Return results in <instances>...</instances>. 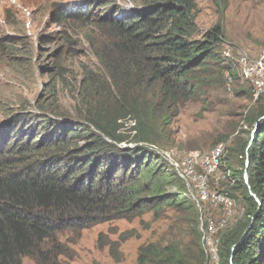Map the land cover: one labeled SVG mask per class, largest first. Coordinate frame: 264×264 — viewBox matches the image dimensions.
<instances>
[{"label":"trees","instance_id":"trees-1","mask_svg":"<svg viewBox=\"0 0 264 264\" xmlns=\"http://www.w3.org/2000/svg\"><path fill=\"white\" fill-rule=\"evenodd\" d=\"M132 1L134 10L123 11L115 0H104L113 40L95 55L106 78L84 72L81 123L51 122L41 114L40 125L23 127L21 115L0 125V264H23L25 257L35 264H62L71 257L68 242L59 239L67 232L79 234L108 219L147 212L158 218L167 208L195 212L183 182L145 147L158 142V123L175 117L210 80L223 84L236 77L234 64L219 52L220 26L198 34L196 0ZM93 7L78 0L58 6L56 17L99 20ZM263 95L246 117L250 128L257 124L251 146L247 150L239 140L226 154L229 160L230 151L244 157L247 150L246 170H229L251 224L220 237L218 264H264ZM192 224L197 233L198 220ZM137 262L187 264L180 247L159 244L140 247Z\"/></svg>","mask_w":264,"mask_h":264},{"label":"rangeland","instance_id":"rangeland-1","mask_svg":"<svg viewBox=\"0 0 264 264\" xmlns=\"http://www.w3.org/2000/svg\"><path fill=\"white\" fill-rule=\"evenodd\" d=\"M76 1L0 0V125L15 115L23 116V127L34 121L40 125L41 114L51 122L81 123L84 72L106 78L95 52L112 43L113 32L107 27L104 0H89L94 4L93 17L99 20L77 23L56 17L58 6ZM115 1L123 8L135 6L132 0ZM196 24L199 35L221 27L224 45L219 52L233 62L236 77L223 84L210 80L197 98L179 106L175 117L158 123L159 140L147 145L179 163L197 154L202 157L218 145L232 150L239 140L246 142L248 150L256 129L247 125V113L256 104L250 99L253 89L243 79L238 60L240 52L258 56L264 49V0H196ZM53 133L57 134L56 129ZM247 150L244 157L239 150L230 151L229 160L225 155L221 176L209 184L212 190L218 184L215 192L232 198L230 210L201 202L194 190L199 204L187 199L195 212L167 208L158 218L147 212L133 219H108L79 234L60 235L71 249V257L62 264H138L139 248L148 244L177 245L187 264H201V252L204 264H218L220 237L241 223L251 224L245 219L244 196L234 189L237 180L230 173L246 170ZM192 219L198 220L197 233ZM22 263L35 264L28 257Z\"/></svg>","mask_w":264,"mask_h":264},{"label":"bare ground","instance_id":"bare-ground-1","mask_svg":"<svg viewBox=\"0 0 264 264\" xmlns=\"http://www.w3.org/2000/svg\"><path fill=\"white\" fill-rule=\"evenodd\" d=\"M262 51H264V49ZM245 52L244 51L243 52H240L238 64H239V68H240V71H241V74H242L243 79L246 80V81H248V82H250V84L252 86L253 93H254V101H256V100H258L260 98L261 95L264 94V88L257 95L256 83H255V80H254V76L251 75L250 64H247V60L245 59ZM257 61H264V54H259L257 56ZM145 148H147L149 151L155 152L158 156L161 157V159H163L167 163L168 169L170 171L174 172L177 175V177L182 182H184L185 187H186V191H185L186 193L184 195H186L187 197L189 196L192 200L195 201L194 203H197V204H199V201H197L193 197L194 196V193H193L194 192V186H196V179H191V177H192V172H197L201 168V163L199 164L198 160H201V159H209L211 157V161L213 162V169H211V171H210V180H212V178H214L216 180V176L219 175V173L221 171L220 170V166H221V163L223 161L222 159L227 154V150H228V149H226L225 146L218 145L217 147L213 148L212 150H210L208 152H205V154L202 157H199L200 154H197L194 157L187 158V159H191V161H183L182 163H179V162H176V161L172 160L171 157L165 156L159 150L152 149V147H148V146L145 147ZM219 176H221V175H219ZM230 178H232V177H230ZM184 179H189V185L187 184L186 181H184ZM201 179H208V170H201ZM225 179H226V177H225ZM223 181H224V179H223ZM230 183H229V185H230ZM209 184L210 183H206V192H213V190L211 189L212 187L210 188V185ZM233 184H231V185H233ZM212 185H213V183H212ZM217 188H218V184H217ZM219 189L221 190V188H219ZM173 190L176 191V189H173ZM222 199H227L226 198V195H223L222 194ZM227 200H228V202L230 204H229V206L227 207L226 210H230L231 209L232 202L229 199H227ZM201 202H204V201H201ZM202 226H203V224H202ZM221 226H222V224H221ZM218 232H220V231H218Z\"/></svg>","mask_w":264,"mask_h":264},{"label":"built area","instance_id":"built-area-1","mask_svg":"<svg viewBox=\"0 0 264 264\" xmlns=\"http://www.w3.org/2000/svg\"><path fill=\"white\" fill-rule=\"evenodd\" d=\"M259 54H264V51H260ZM245 59L247 60V64H250L251 75L254 76L258 95V93L264 88V61H257V55L251 56L247 52H245ZM182 161H191V159L182 158ZM201 161L202 163L199 171L192 172L191 179H196V186H194V190H196V193L200 195V201H209L214 206L219 205L227 209L230 203L227 199H222V194L220 192V194L215 192V190H217V186L213 188V192H206V183H214V180H210V171L213 169L211 157L209 159H201ZM201 170H208V179H201ZM184 181H186L189 185V179H184ZM193 197L199 201L196 196ZM209 230L212 232L210 227Z\"/></svg>","mask_w":264,"mask_h":264},{"label":"water","instance_id":"water-1","mask_svg":"<svg viewBox=\"0 0 264 264\" xmlns=\"http://www.w3.org/2000/svg\"><path fill=\"white\" fill-rule=\"evenodd\" d=\"M263 119H264V117H262L260 120H263ZM255 127H257V124L255 125ZM255 130H254V132H255ZM248 163H249V158L247 157L246 167L248 166ZM244 178H245L246 184H248V176H247V173H245ZM253 197H255V196L253 195Z\"/></svg>","mask_w":264,"mask_h":264},{"label":"clouds","instance_id":"clouds-1","mask_svg":"<svg viewBox=\"0 0 264 264\" xmlns=\"http://www.w3.org/2000/svg\"><path fill=\"white\" fill-rule=\"evenodd\" d=\"M119 6V5H118ZM121 7V6H120ZM134 6L132 7V8H123V7H121V9L123 10V11H130V10H134Z\"/></svg>","mask_w":264,"mask_h":264}]
</instances>
